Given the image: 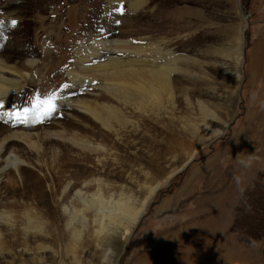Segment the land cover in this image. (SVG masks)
Listing matches in <instances>:
<instances>
[{
	"label": "rangeland",
	"instance_id": "374dc122",
	"mask_svg": "<svg viewBox=\"0 0 264 264\" xmlns=\"http://www.w3.org/2000/svg\"><path fill=\"white\" fill-rule=\"evenodd\" d=\"M108 1L0 0V59L23 63L25 59L9 49L19 40L36 60L49 48L56 66L59 54L48 33L60 34L57 47L68 49V64L73 46L88 39L111 37L149 46L165 42L175 58L185 61L184 75L171 74L173 102L166 113L131 115L136 131L127 128L121 138L102 139L119 154L117 162L109 160L103 168L94 167V159L75 161V152L71 156L69 149L59 148L62 185L78 190L84 181L99 178L106 199L122 192L131 206H139L148 188L159 187L123 247L102 237L97 248L91 212L64 213L60 204L70 202L71 196L60 203L59 195L50 205L45 186L38 200L28 189L32 181L26 171L20 173L19 185L10 188L7 179L15 180L9 172L0 182V204L10 205L0 212L11 218L10 226L0 225V264H264V0H137L144 4L135 11L129 2L136 0H113L116 5L107 7ZM54 9L59 11L58 28H53ZM6 15L12 20H4ZM238 53L240 65L233 61ZM45 65L36 67L50 69L44 70V92L28 86L25 99L11 96L15 106L9 110L15 112L0 114L1 125L12 118L25 121L20 107H31L32 115L39 117L58 100L68 78L62 69ZM203 109L226 126L205 118ZM66 119L60 122L69 124ZM216 132L219 135L213 136ZM238 155L242 160L250 157V166L240 165ZM131 167L136 172L148 169L150 175L134 179ZM35 175L40 178L45 172ZM234 176L240 177L239 183ZM95 190L91 184L83 191ZM25 214L34 221L30 226ZM74 232L80 234L78 239Z\"/></svg>",
	"mask_w": 264,
	"mask_h": 264
},
{
	"label": "bare ground",
	"instance_id": "6f19581e",
	"mask_svg": "<svg viewBox=\"0 0 264 264\" xmlns=\"http://www.w3.org/2000/svg\"><path fill=\"white\" fill-rule=\"evenodd\" d=\"M8 2L12 4L13 0H8ZM112 3L116 5L113 0H109L107 7ZM143 4V1H130L129 9L135 11ZM57 12L59 11L54 9L55 21L53 22V28H58V26L55 27ZM3 18L8 22L12 20L9 15ZM41 20L43 19L40 18ZM10 34L12 37L16 33ZM29 35L31 36L32 34ZM57 35L54 33H48L47 35V39L52 40V45L58 50L59 56L57 57L58 64L56 66L51 64L53 57L51 52H49V48H44L43 52L45 51V53L40 56V61L37 59L38 62L36 60L37 56L31 55L32 52L25 50L26 48L23 49V46L21 47L19 44V40H17L18 45L10 46L9 49L23 57L25 59L23 63H5L0 59V114H4L5 117L15 112V110H9L15 106L11 96L14 97V95L20 94L19 97L25 99L26 95H28L25 89L28 86H36L39 90H43V86H45V83H43L45 71L50 70L46 65L50 68L62 69L68 78L65 85L66 89L61 90L58 100L54 103V111L46 110V108L43 111L41 110V116L36 117L32 115L34 113L32 108L25 105L17 109V111L20 110L18 113L23 116L25 121L18 122V118L15 117L17 118L15 121L12 118L11 121H5L6 125H1L4 120H0V182L11 172L14 175L15 182L7 179L6 183L10 188H13L15 184L19 185L20 173L22 171L28 172L29 180L32 181L28 189L30 193L37 194L38 200L43 196L42 188L45 186L48 189L46 198L50 205L55 203L54 198L59 195L61 197L60 203L71 196L70 202L63 205L60 204L64 213L74 214L86 211L92 213V222L96 225V229L93 231V238L97 248L101 246L102 240L99 239L102 237L103 240L112 239L117 241L120 247H123L130 238L139 217L144 211V207L159 185L157 184L147 189V195L139 206L135 204L133 206L129 205V199L125 198L122 192L117 195L116 199L112 196L106 199L102 192V181L99 178L95 179V177H92L91 181H84L81 188L75 190L69 184L62 185L60 183L64 170L59 168V164H62L59 162V153L62 152L59 148L69 149L70 155L75 152V156H73L75 161L81 162L87 161L88 158L94 159V167L103 168L109 160L117 162L119 154L116 149L112 145L111 147L108 146L107 142L103 143L102 139L105 140L109 136L117 139L121 138L127 128H132V131H136L130 119L131 115L137 114L148 117V115L156 112L166 113L168 105L173 102L171 74L184 75L185 61L181 58H175L166 49L165 42L158 46H149L132 40H119L108 37L106 39H88L87 41L85 40L86 44L85 42H77L73 46L72 61L68 64L69 62L68 60L66 61L64 54L68 49L57 47L59 45L57 40L61 38L59 33ZM32 37L34 38V36ZM30 41H33V39H30ZM67 45L69 46V44ZM41 46L43 47L44 45ZM225 57L229 59L231 55L225 54ZM241 57L242 55L238 53L237 56H233V61L240 65ZM43 65L47 68L45 67L42 71L41 69H36L37 66ZM33 76L39 80V83H34ZM233 77L237 80L240 75L235 72ZM54 79L56 80V78ZM82 90H87V92H81ZM50 91L52 94L53 89L51 88ZM39 95L36 98H39ZM36 98L33 99L36 100ZM43 105L49 106L48 103L41 104V106ZM25 109L29 111L25 112ZM66 109L68 111L70 109V113L68 112L65 115L62 111ZM4 110L9 111L4 112ZM203 112H207L205 113L207 115L204 116L211 119L212 122H221L220 118L214 113L205 109H203ZM30 118L32 119L29 121ZM58 118L63 120L68 118L69 124L60 122L61 119L58 121ZM33 123L36 124L32 126ZM222 124V127L226 126L224 123ZM36 125L41 127L37 128ZM95 127H99L103 132L101 133ZM212 135L218 136L219 132ZM93 138L96 142H94ZM132 167L130 172H128L134 179H137L140 174L147 178L150 175L148 169L136 172ZM39 171L45 172V176L37 177L35 174ZM90 175L92 176V174ZM91 184L96 185L95 192L88 194L83 191L88 190ZM7 206L10 205L0 204V207L3 208H7ZM6 213V211L0 212V225L8 227L11 225V218ZM25 220L29 226L34 222L27 214H25ZM2 236L0 233V240ZM79 236V233H73L74 239H78ZM110 250L114 249L110 248ZM107 256L108 254H106ZM104 260L105 257H103L102 261L104 262Z\"/></svg>",
	"mask_w": 264,
	"mask_h": 264
},
{
	"label": "clouds",
	"instance_id": "9594fccd",
	"mask_svg": "<svg viewBox=\"0 0 264 264\" xmlns=\"http://www.w3.org/2000/svg\"><path fill=\"white\" fill-rule=\"evenodd\" d=\"M237 160H238V163H239L240 165H242L243 167H248V166H250V160H251L250 157H249L248 160H242V159H240V157H239V155H238V156H237ZM234 179L236 180L237 183L240 182V177H239V176H234ZM105 260H106V258H105Z\"/></svg>",
	"mask_w": 264,
	"mask_h": 264
},
{
	"label": "snow or ice",
	"instance_id": "6c2138e0",
	"mask_svg": "<svg viewBox=\"0 0 264 264\" xmlns=\"http://www.w3.org/2000/svg\"><path fill=\"white\" fill-rule=\"evenodd\" d=\"M120 10L122 11V9H120ZM16 23H17V21H15V20L12 21V24H13V25H15ZM39 103H40V104H44V103H49V102H48V101H39ZM36 107H37V104L34 103V104H33V108H36ZM54 109H55V105H54V104H51V105H50V110L54 111ZM24 111H25V112H28L29 110H28V109H25Z\"/></svg>",
	"mask_w": 264,
	"mask_h": 264
}]
</instances>
